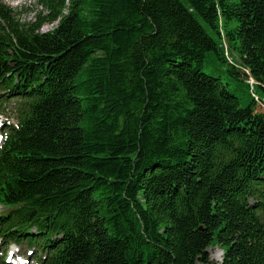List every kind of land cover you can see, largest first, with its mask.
Returning <instances> with one entry per match:
<instances>
[{
	"label": "trees",
	"instance_id": "16d2710c",
	"mask_svg": "<svg viewBox=\"0 0 264 264\" xmlns=\"http://www.w3.org/2000/svg\"><path fill=\"white\" fill-rule=\"evenodd\" d=\"M35 1H0L1 245L264 264V0Z\"/></svg>",
	"mask_w": 264,
	"mask_h": 264
},
{
	"label": "rangeland",
	"instance_id": "374dc122",
	"mask_svg": "<svg viewBox=\"0 0 264 264\" xmlns=\"http://www.w3.org/2000/svg\"><path fill=\"white\" fill-rule=\"evenodd\" d=\"M3 3L9 5L10 7H12V9L14 11H16V16L18 18V20L20 22H30L33 21L34 18L36 17V14L39 13L40 11H42V7L39 6L35 0H0ZM43 14V13H42ZM56 23L54 24H44L42 31H46L49 30L51 27L55 26ZM11 112L7 111L6 113L0 115V132L1 130H3L4 126L2 127V122L5 121V124L8 123H15V119L13 117V115L11 116ZM2 207L0 205V212L2 211ZM2 246V245H1ZM28 248L25 246H15V245H11L10 247L7 248L6 250V255L9 258V253H11L12 251L16 252V253H23L20 257H18L16 259H10L8 261L5 262V264H16V262H18L17 264H35L34 261L30 260V259H26L27 255H28ZM4 250H2L0 252H3ZM208 253H209V257L212 261H217L219 262L221 260V256H222V249L218 246H212L208 249ZM1 261V260H0Z\"/></svg>",
	"mask_w": 264,
	"mask_h": 264
},
{
	"label": "bare ground",
	"instance_id": "6f19581e",
	"mask_svg": "<svg viewBox=\"0 0 264 264\" xmlns=\"http://www.w3.org/2000/svg\"><path fill=\"white\" fill-rule=\"evenodd\" d=\"M7 5V4H6ZM9 6V5H8ZM3 247H0V249L2 250ZM14 251H12V253H10L12 256L15 255L16 253H14Z\"/></svg>",
	"mask_w": 264,
	"mask_h": 264
}]
</instances>
